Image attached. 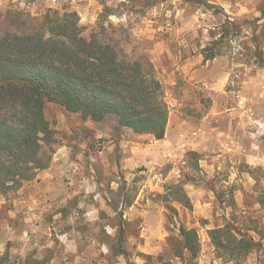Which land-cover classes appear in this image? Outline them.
Instances as JSON below:
<instances>
[{"label":"rangeland","instance_id":"obj_1","mask_svg":"<svg viewBox=\"0 0 264 264\" xmlns=\"http://www.w3.org/2000/svg\"><path fill=\"white\" fill-rule=\"evenodd\" d=\"M202 1L221 11L185 0H0V12L73 11L88 29L112 9L108 21L126 27L128 50L146 51L168 105L164 146L128 129L113 135L112 121L84 122L47 103L60 184H80L32 222L16 214L20 189L0 196V264L74 263L77 256L80 264H264V66L248 55L264 27V18L262 27L253 23L264 0ZM226 19L252 23L204 62L201 49L219 37ZM89 211L97 218L86 224ZM225 226L260 247L243 260L220 258L207 231ZM120 229L124 254L114 256ZM181 229L198 234L193 262L175 256Z\"/></svg>","mask_w":264,"mask_h":264},{"label":"trees","instance_id":"obj_2","mask_svg":"<svg viewBox=\"0 0 264 264\" xmlns=\"http://www.w3.org/2000/svg\"><path fill=\"white\" fill-rule=\"evenodd\" d=\"M185 1L221 11L202 0ZM113 16L116 13L105 7L88 29L73 11L48 9L35 17L12 8L0 12V196L17 192L50 167L55 132L45 117L47 103L84 122L112 121L116 136L128 129L156 141L164 138L168 105L163 86L146 51L128 50V30L109 22ZM263 18L264 11L253 21L255 29L262 27L258 23ZM250 23L226 19L219 37L201 49L203 61L221 56L225 40ZM261 46L264 27L253 37L248 54L258 68L264 66ZM123 232L120 229L117 235L114 256L124 254L119 247ZM207 235L217 255L230 261L243 260L260 247L251 236L230 226L210 229ZM175 252L178 258L187 254L190 261L196 260L197 232L181 229Z\"/></svg>","mask_w":264,"mask_h":264},{"label":"crops","instance_id":"obj_3","mask_svg":"<svg viewBox=\"0 0 264 264\" xmlns=\"http://www.w3.org/2000/svg\"><path fill=\"white\" fill-rule=\"evenodd\" d=\"M217 104L218 103H214V106H217ZM261 105L264 106V103H258L259 107ZM214 118H216L215 115L211 114L206 118V120H210V122L208 123L211 124ZM263 124L264 119L258 120L259 126ZM167 140L168 136L166 133L164 138L159 141L165 146V144L168 143ZM130 150H132V152L134 153L136 152L137 154H140L138 152V148L136 149L132 147ZM57 160H60V158L58 159L57 156H54V158H52L51 165L48 169L40 171L33 181L25 183L22 188L18 191L19 197L15 202V207L18 209L16 214H18L19 212L23 213L22 215L19 214L20 220L32 222L38 216V213L42 214L45 208L47 206L49 207L50 203L63 199L64 197L67 198L70 193H74L76 188H78L75 186V184H80L79 181L78 183H76L75 181L69 184H60V175L58 173V170L59 167H62V161ZM92 211H95V207L92 208ZM90 214V211L83 214L85 218L84 221L86 222V224L89 222H93V220H96L97 218L95 215L91 216ZM13 216H15L14 213ZM67 251H71V248L67 249L66 247V252ZM81 262H84V259L77 256V259L74 261V263L64 261V263L61 264H80Z\"/></svg>","mask_w":264,"mask_h":264}]
</instances>
